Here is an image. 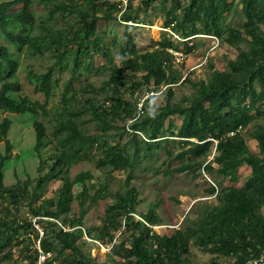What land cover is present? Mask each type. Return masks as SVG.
<instances>
[{
	"label": "rangeland",
	"instance_id": "obj_1",
	"mask_svg": "<svg viewBox=\"0 0 264 264\" xmlns=\"http://www.w3.org/2000/svg\"><path fill=\"white\" fill-rule=\"evenodd\" d=\"M6 2L14 3L11 12L21 11L24 5L23 0H0V4ZM145 2L146 0H30L34 22L24 25L11 20L7 31L22 40L31 39L32 44H14L0 30V46L9 49L12 59L19 64L13 78L7 79L5 74L2 76L9 82L21 85V91L12 93V96L16 99L27 97L46 108L44 114L0 115V124L4 119L12 122L8 132L12 151L3 168L4 184L6 188L17 189L20 195L19 202L15 203L6 191L0 192V220L4 224L1 225L0 222V242L7 237L11 238V245L0 250V264H29L30 257L37 254L40 246L37 234L42 225L33 215L32 209L48 205V200L56 199L63 178L76 181L81 173L90 172L93 175V179L86 183L89 189L86 199L89 214L85 219V226L93 230L94 237L85 232L78 242L94 264H118L121 258L113 252L114 245L124 241L131 245L133 231L125 232V226L121 230L115 226L104 229V219L118 200L117 193L124 192L129 182L140 193L141 204L136 219L144 220L142 217L154 211L159 222L154 226L155 234L164 235L172 234L186 219L196 222L204 216L205 206L215 202L211 192L214 181L218 182L217 191H220L242 189L250 180L252 170L247 165L239 167L235 175L228 178L217 174L220 167L216 164L208 167L212 171L210 175L205 173L204 168L218 156L216 143L213 152L207 157L196 161L188 157L185 161H180L181 154L193 148L184 145L177 136L185 115L171 116L165 122L161 137L154 140L151 139V122L142 124L141 131L135 132L131 117L125 120L110 116L109 124H105L93 114L91 106L99 111L108 109L114 104L111 99L117 100L119 94L131 109H139L140 113L143 112L145 100L152 95L156 96L159 107L185 104L196 94V83H209L219 72L231 73L230 61H235L240 52L249 51L250 38L246 35L244 37L247 40L241 42L233 43L228 39L230 29L243 32L246 19L242 0H227L233 7L221 19V37L214 36V39L213 35H206L203 25L198 23L196 27L200 34L191 37L189 42L185 33L192 32L194 28L188 23L186 31L181 30L180 22L192 0H154L150 6H146ZM118 4L125 7L131 5L130 22L122 21ZM61 5L97 16L99 20L95 24L94 35L86 39L87 20L78 12L60 10L58 7ZM107 15L112 18H106ZM169 30L177 32L185 42L177 41ZM262 30L264 31V27ZM128 35L133 38L139 54L160 49L159 43L165 37L175 41L180 47L178 51H184L187 55L179 63L173 53L172 72L180 82L157 87L153 79L151 85L133 86L135 82L142 81L147 71L143 68L133 72L125 67L124 60L127 57L124 48ZM190 48L191 51H188ZM49 68L54 73V89L46 98L38 90L36 77L46 73ZM118 72L121 80L115 86L117 95L112 75ZM70 78L73 79L72 87L64 97ZM254 87L260 91L256 83ZM247 111L250 122L241 129L240 136L251 151L260 155V146L255 136L257 128L264 127V105L259 103L254 110ZM102 115L104 114H100L101 118ZM36 121L46 126L48 134L40 157L35 151ZM69 121L74 122L84 136L96 138V144L80 160L71 163L64 173L37 191L39 178L49 172L63 152L72 151L65 142L69 138V132H58L59 126ZM78 143L73 144L77 147ZM117 147L126 150L131 160L130 166H101L99 162L107 158V152ZM5 154L6 144L1 142L0 157ZM184 164H194L193 169L186 174L175 173ZM201 164L202 168L199 167ZM84 189L85 184L75 183L73 210L63 219L69 227H73L74 221L81 216L79 204ZM262 214L264 216V208ZM17 225L20 227L15 231ZM112 236H115L114 243ZM190 250L188 264L236 263L234 256L212 252L209 248L200 246L196 238L192 239ZM56 254V251L52 252V257ZM57 264H61L60 260Z\"/></svg>",
	"mask_w": 264,
	"mask_h": 264
},
{
	"label": "trees",
	"instance_id": "obj_2",
	"mask_svg": "<svg viewBox=\"0 0 264 264\" xmlns=\"http://www.w3.org/2000/svg\"><path fill=\"white\" fill-rule=\"evenodd\" d=\"M154 0H146V6H150ZM246 23L242 31L229 30L228 39L230 42L245 41L244 35L250 38L248 41L249 51L240 52L235 61H230L231 73L219 72L214 78L206 83L200 81L196 83V94L185 104L167 105L159 107L155 95L150 96L143 104V112L139 109H131L121 94L118 95L117 85L121 80L120 73L112 75V83L118 95L112 107L99 111L94 106L90 108L93 114L101 119L105 124H109L110 116L129 118L135 132L141 131V125L151 122V139H158L162 135L165 122L174 115H185L184 122L179 130L178 137L184 145L192 146L190 150L184 152L179 157L180 161L190 159L199 160L205 158L213 152L215 143L216 154L205 168L208 175L211 164L220 167L217 174L228 178L235 175L237 169L242 165H247L252 170L250 180L242 189H228L217 191L218 182L214 181L215 202L205 206V213L201 219L184 222L180 228L174 229L172 234H155L154 226L158 225V219L154 211L149 212L144 220L136 219L138 208L141 204L140 193L137 187L131 182L128 183L124 192L117 193L116 203L109 209L105 221L104 229L115 226L121 230L125 226V232L133 231L131 245L126 241L115 244L113 252L121 260L118 264H188L190 259V245L193 238L196 242L212 252L221 253L227 256H234L235 264H245L251 258H257L264 253V127H258L256 141L260 146V155L251 151L237 131L247 127L250 122L248 110H254L259 103L264 105V0H242ZM23 8L19 12H11L14 3L6 2L0 4V30L12 43L19 45L32 44L31 39L22 40L7 31L11 20H16L24 25L34 22V15L30 8V0H23ZM118 12L121 13L122 21L132 20L131 12L127 7L117 5ZM233 7L227 0H192L187 8L183 20L180 22V29L186 31V25L191 23L192 32H186L185 37L190 38L200 33L197 24L201 23L208 36L221 37V19L225 12ZM62 11L78 12V14L88 22L85 31V38L94 35L95 24L99 18L90 16L87 11L73 9L72 7L61 5L58 7ZM76 10V11H75ZM106 18H112L107 15ZM172 22V21H171ZM171 26V23H168ZM175 28L178 29L176 26ZM160 49L139 54L138 48L130 35L127 36L124 54L127 57L124 65L133 72L145 69L147 74L142 81L135 82L133 86L142 84L151 85L155 79L157 87L162 84L172 85L180 82L176 79L173 71L174 55L170 50H180L179 45L171 38L165 37L160 43ZM191 51V48L188 49ZM19 68V64L12 59L11 52L4 46H0V115L15 114L25 115L46 113L45 105L39 102H32L27 97L16 99L12 93L20 92L22 87L18 82L7 81L13 78ZM119 71V70H117ZM170 72V74H168ZM5 74V78H3ZM116 74V75H115ZM53 69L36 77L38 90L48 98L53 89ZM187 80V79H186ZM184 81V83L186 82ZM73 79L70 78L65 90L64 97L70 92ZM257 84L260 91H257L254 84ZM154 93V92H153ZM100 114H104L101 118ZM143 118V119H142ZM10 119H4L0 124V143L5 142L6 154L0 157V192L6 191L13 202L18 203L20 195L15 188H6L4 184L3 168L9 160L12 146L8 140V132L11 126ZM36 133L35 151L41 156V151L45 147L47 138L46 126L39 121L34 123ZM68 131V139L65 140L72 151H65L49 169V172L41 176L37 182L36 190L43 189L48 182L54 180L61 173H64L71 163L78 161L87 154V150L92 148L97 139L93 136H84L74 122L61 124L58 132ZM235 133L234 136L230 134ZM196 141L197 143H194ZM78 143L76 147L73 143ZM106 159L99 162L101 166L114 165L118 168L130 166L131 160L126 150L117 147L107 152ZM194 164H184L175 170V173L186 174L193 169ZM196 165V163H195ZM199 167H203L201 164ZM41 168V166H40ZM39 168V170H40ZM76 181L70 178L61 179L63 184L58 189L57 198L48 200V205L32 209L33 215L38 218V222L43 235L38 231L39 249L37 254L30 257L29 264H39L41 250L45 253L56 251V256H49L43 264H94L93 260L86 256L81 246L79 238L85 232L88 236L94 237L93 230L87 229L85 219L89 214L86 207V199L89 196V189L86 183L93 179L90 172L81 173L76 177ZM85 184V189L80 201L81 216L74 221V226L69 227L64 222V217L73 210L75 201V183ZM39 197L37 196L36 199ZM1 222V220H0ZM120 222V223H119ZM119 223V224H118ZM1 225L2 224L1 222ZM20 225L15 227L19 230ZM7 229H10L7 227ZM100 229V227H99ZM137 231V233H136ZM122 233V235L125 234ZM115 236H112L114 243ZM11 245V238L7 237L0 242V250H4ZM41 249V250H40ZM213 264H218L213 262Z\"/></svg>",
	"mask_w": 264,
	"mask_h": 264
},
{
	"label": "built area",
	"instance_id": "obj_3",
	"mask_svg": "<svg viewBox=\"0 0 264 264\" xmlns=\"http://www.w3.org/2000/svg\"><path fill=\"white\" fill-rule=\"evenodd\" d=\"M124 6V5H122ZM125 7V6H124ZM168 30V29H166ZM171 33H172V36L177 40V41H181V42H185V39H182V37L175 31H172V30H169ZM214 39H216L214 36L212 37ZM188 42L192 40V38H187ZM172 53H174V55L176 56V60L181 63L183 62L185 59H186V53L183 51H178V50H170ZM241 129L240 128L237 133L240 134L241 132ZM235 133H232L230 134V136H234ZM40 232H41V236L43 235V231H42V228H40ZM41 250V249H40ZM41 264H43V262L46 260L47 257L51 256L52 254L51 253H45L43 250H41ZM245 264H264V253L261 254L259 257L257 258H251L250 260H248Z\"/></svg>",
	"mask_w": 264,
	"mask_h": 264
}]
</instances>
